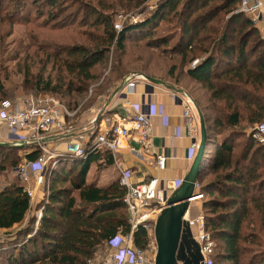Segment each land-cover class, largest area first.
I'll use <instances>...</instances> for the list:
<instances>
[{
	"label": "trees",
	"instance_id": "16d2710c",
	"mask_svg": "<svg viewBox=\"0 0 264 264\" xmlns=\"http://www.w3.org/2000/svg\"><path fill=\"white\" fill-rule=\"evenodd\" d=\"M4 1L13 3L11 9L2 4ZM44 1L48 11L59 4L58 0ZM89 1L92 4L73 1L76 6L72 12L53 24L59 29L69 27L86 41L53 48L51 44L46 47L47 51L42 50V61L45 65L50 63L55 74L37 75L33 88L56 97L73 110L76 105L70 99L84 94L89 84L98 81L101 72H95V66L102 61L111 44L117 50L123 49L124 40L129 36L138 41L147 39L143 45L149 49L163 46L158 49L161 54L170 61L176 59L190 82L203 85L204 102L176 81L173 64L168 68L169 78L165 79L142 70H128V63L116 60L109 65L95 93L97 96L111 93L120 84L124 85L132 74L140 73L176 85L191 97L202 115L206 132L196 176L201 193L199 211L204 230L212 240L222 243L216 260L211 254L212 264H264V253L259 254L253 248L264 247V144L250 133L252 126L264 119V39L255 21L236 9L238 0H217L219 3L214 6L211 3L216 0H156L147 15L115 31L112 26L114 12L117 9L129 11L146 0ZM17 6L25 5L17 0L0 1V19L8 12L12 22L11 13ZM81 10L87 11L86 16L77 19L76 13ZM35 14L39 15V11ZM50 17L52 13L47 12L46 18ZM164 21L176 25L173 36H165L172 31L154 35ZM238 33L240 36L235 38ZM252 35L255 39L247 46ZM173 38L174 43L167 47ZM193 60L195 63L190 66ZM2 90L0 81V95ZM4 99L0 98V102ZM248 127L251 128L249 133L242 131ZM222 133L225 134L220 139L218 135ZM28 148L24 146V150ZM19 149L22 147L0 145V172L5 169L6 162L16 164L11 155ZM27 152L28 159L37 155V150ZM100 155L105 164L111 163L110 153L101 150H94L83 158H71L74 162H61L65 169L73 163L72 169L61 176L70 177L78 169V181H69L68 188H55L51 182L35 232L23 241L18 232L8 240L7 250L0 249L5 264H85L96 256L101 244L105 248L114 235L130 232L122 202L124 190L118 182L105 188L84 185L89 163ZM59 164L56 162L53 166L52 175L59 173ZM207 172L213 175L212 179L201 183ZM28 200L20 184L0 185V229H8L22 220ZM131 239L135 248H143L147 231L138 226L131 231ZM14 241L18 245L13 249L11 243Z\"/></svg>",
	"mask_w": 264,
	"mask_h": 264
},
{
	"label": "built area",
	"instance_id": "2783aa9c",
	"mask_svg": "<svg viewBox=\"0 0 264 264\" xmlns=\"http://www.w3.org/2000/svg\"><path fill=\"white\" fill-rule=\"evenodd\" d=\"M238 1V10L249 15L253 20H259L264 26L263 0ZM137 19L138 17L126 19L125 16L119 15L117 20L113 21V29L119 31L124 23L127 21V23H135ZM138 80L145 79L140 73L132 74L124 84L127 91H131L135 81ZM172 96L176 97L175 94ZM182 100L184 99L180 97V103L183 104L181 112L183 127L190 139V150L195 151L198 144V126L194 121L191 106L188 105L189 101L183 103ZM155 113L151 105H146L143 109L138 103L126 101L120 112H112L100 119L101 127L97 126L89 139L83 141L69 139L64 145V151L61 152L50 148L48 143L58 134L72 135L73 125L65 122L72 111H69L56 97L41 94L24 100L20 108L17 107L14 110L1 108L0 128H4L13 138V144L22 143L24 146H29V150H37L34 159H22L14 170L20 183L28 182L31 173H35V182L40 183L47 167H53L62 156L83 158L94 150L109 151L113 155L132 136L137 144L147 151L151 147L153 134L150 117ZM92 124L95 127L96 122L92 121ZM251 136L264 143V119L254 125ZM154 159L156 168L164 169L166 156L159 153L155 154ZM113 163L118 172V185L124 190L122 202L127 212L130 232L111 237L105 245L104 254L86 261L85 264H153L156 250L153 234L146 248H135L132 244L131 231L137 226H142L147 233L152 231L153 221L165 205V201L158 198L160 179L150 177L146 181L132 182L130 171L118 160L113 159ZM179 182L180 180H177L175 186ZM195 193L187 199L188 202L193 197L196 200L201 198V193ZM187 211L188 207L181 221L189 229L190 236L197 245L200 254L199 263L212 264L213 240L204 230L202 215L197 213L189 216Z\"/></svg>",
	"mask_w": 264,
	"mask_h": 264
},
{
	"label": "rangeland",
	"instance_id": "374dc122",
	"mask_svg": "<svg viewBox=\"0 0 264 264\" xmlns=\"http://www.w3.org/2000/svg\"><path fill=\"white\" fill-rule=\"evenodd\" d=\"M17 1L21 4L23 3L25 6L15 7L16 10L11 13V16L14 18V20L12 22L9 21L11 20V17L7 15L8 12L3 16L2 20L0 19V81L3 84V93L0 95V98H5L0 102V109L5 108L8 110H14L17 107L20 108L22 107V103L24 100L34 98L37 95H41V93L35 91L32 84L37 78V75L45 77V75L50 72V74L54 76L55 71L53 69H50V63H47L45 65L44 61H42L44 60V51L42 50L47 51L48 49L46 47L51 44H53V48L54 46L79 44L83 43L82 41H86V38L84 36L75 34L74 31H72L69 27L59 29V26L53 25L57 24L62 18H64L66 14L72 12V9L76 6V2L73 3V1L76 0H73L72 2L68 0H58L59 6H55V9H51L52 11H48L47 6L44 5V0ZM81 1L83 3L90 2L89 0ZM101 1L106 2L105 0ZM155 1L156 0H146L144 3L139 4L136 8L129 11H122V9H117L118 11L116 10V12H114L113 21H116L119 15L125 16L126 19L138 17V21L144 15H147L150 10H152ZM218 3L219 1L216 0L215 2L211 3V6H214V4ZM2 4H6L9 9H11L13 3L4 1ZM67 4H70V6H66ZM236 9L238 10V6ZM37 11H39V15L35 14ZM47 12H51L52 17L46 18ZM77 12L78 13L76 14L78 19L81 16L85 17V12L87 11L81 10ZM254 24L255 26L258 25L257 22H254ZM230 27H232V25ZM176 28V25H173V23H167L164 21L160 23L154 35L157 36L172 31L171 34L165 36H173L175 34L174 31L177 30ZM239 36L240 34L238 33L235 34L234 37L238 38ZM254 39L255 36L252 35L249 39L250 41H248L247 43V46H250ZM144 40L146 41L147 39ZM144 40L138 41V39H134L128 36V38L124 40L123 49L117 50L115 46L111 44L107 52L103 54L102 61L100 63L98 62L95 66V72H101L98 81L89 84L87 87V91H85L84 94H81L78 97L74 96V98L70 99L71 103L73 100L76 108L73 110H69L67 108L69 111H72V114L67 117V121L65 122L73 125L75 134L78 133L81 128L88 129L91 127L94 118L91 120H87L85 112L93 106V103L97 98L95 87L97 86V84L101 83L103 77L107 74L109 65L115 63L116 60L121 62L123 61V63H128V70H142L150 75H156L157 77L165 79L169 78L168 68L173 64V74L176 75V81H178V83L182 85V87L186 88L190 93L193 92L194 97H196L197 95V98L204 102L205 89H203V85H196L190 82L184 75V72L181 69L182 67L177 64L176 59L170 61L167 59L166 55L161 54L158 49L161 50V48H164L163 46H160L157 50L149 49L147 47H144ZM174 41L175 39L173 38L171 42L168 43L167 47H170L174 43ZM194 63L195 60L191 61L189 65L191 66ZM173 74L170 76H173ZM194 117L196 119V123L198 124V117L196 116L195 112ZM213 138L218 139L219 137ZM20 157L21 155L17 151L11 155V159L15 160L16 164L8 165L6 162L5 169L0 172V181L7 183H20L14 170L15 166L21 161ZM76 174L77 171L72 174L73 177L69 179V181L77 182L78 178ZM212 177L213 175L207 172V174L202 177L201 183L210 181ZM196 192L200 194V191L196 190ZM200 202L201 198L199 200H196V198L193 197L191 199V202L188 203V209L191 216L195 215L197 212L202 214L199 211ZM150 236L152 238V231L147 233L146 244L143 248H146L147 245L150 244ZM19 238L21 239V237ZM11 245V248L14 249L15 245H18L17 241L12 242ZM221 248V241L218 239H214L211 252L214 260L217 259V254L221 252ZM253 248L259 254L264 253V247ZM7 249L8 248H6L5 250ZM102 254H104L103 244L98 247L96 256H100ZM196 260H198V257L196 258ZM194 263L195 262L193 261L191 264ZM0 264H5V261L2 258L1 254ZM178 264L181 263L179 262Z\"/></svg>",
	"mask_w": 264,
	"mask_h": 264
},
{
	"label": "crops",
	"instance_id": "0c3cea01",
	"mask_svg": "<svg viewBox=\"0 0 264 264\" xmlns=\"http://www.w3.org/2000/svg\"><path fill=\"white\" fill-rule=\"evenodd\" d=\"M257 23L258 27H256L259 34L264 39V26H262L260 21ZM170 84L164 83L163 86L151 84L145 80H138L135 81L134 87L131 91H127L125 85H122L113 96H111L112 92L103 93L97 96L93 106L85 112L87 120L95 118L98 112H103L102 117L115 111L120 112L126 101L130 103H138L143 109L146 105H151L156 111V113L150 117L153 134L151 137V147L147 151L143 150L137 144L134 136H132L125 141L124 146L114 152L113 155L110 154L111 163L105 164L101 155L98 157L99 159L91 161L84 175V185L105 188L109 184L117 182L118 172L113 163L114 159L118 160L123 167H126L130 171V180L132 182L146 181L150 177L159 178L158 198L164 201L168 198V196L176 188V181L182 180L185 176L195 155V151L190 150V139L185 134L183 127V117L181 115L183 104L182 102L180 103V97L184 99L182 100L183 103L184 101H189L188 105L191 106L193 117L194 112L197 116L196 110L193 106L194 102L191 97H189V95H187L182 88L179 89L180 87ZM172 94H175L176 97H173ZM102 117L99 115L95 127L92 124L93 126L91 125L88 129L81 128V130H79L76 134L74 133V130L71 135L73 136L72 139L80 141L89 139L91 137V133H93L96 127H101L102 122H100V119ZM194 121H196L195 117ZM250 129L251 128L248 127L242 131L249 133ZM224 134L225 133L218 135L220 136V139ZM67 136L69 135H56V137L48 143L50 148H55L61 152L64 151V145L68 141ZM0 143H8L15 146V144H13V138L4 128H0ZM27 151L30 150H24V145L22 146V149L17 150V152L21 155V160L28 159L25 156L26 153H28ZM159 153L166 156L165 166L162 170H158L155 166L154 156ZM67 158L68 157L62 156L58 159L57 163L60 162V164L57 171L59 173L52 175L51 171L53 167L47 168L40 183L35 182V173L30 174L28 182L18 183L27 191L29 196L28 208L20 222L14 224L8 229H0V249L7 248L9 246L8 240L14 238V235L18 232L21 233L22 241L30 237L35 232L38 220L43 213V206H45L44 204L47 202L48 189L51 182H53L55 188L69 187V179H71L73 175L71 174L70 177L65 176L64 178L61 176V174L64 176V171L68 172L72 169L73 163L69 165L68 169H65L64 166L61 165L62 161H73V159ZM5 183L7 182L1 181L0 185H4ZM198 186L199 185L196 180L194 192L199 190ZM187 212V214L191 216L189 209Z\"/></svg>",
	"mask_w": 264,
	"mask_h": 264
},
{
	"label": "water",
	"instance_id": "95a60500",
	"mask_svg": "<svg viewBox=\"0 0 264 264\" xmlns=\"http://www.w3.org/2000/svg\"><path fill=\"white\" fill-rule=\"evenodd\" d=\"M143 77L148 83L164 86V83L158 79L145 75H143ZM120 87L121 84L112 91L111 96H113ZM193 106L198 117V144L188 171L183 179L180 180L179 184H176L177 186L173 192L166 198L165 205L161 208L154 220L152 234L156 250L153 264H177V262L181 264H191L186 255L188 251L187 248L185 247V251L181 248L182 245L186 246L187 239L191 238L189 229L185 226L184 222L181 221V217L187 210L189 203L187 199L196 194L194 192L196 176L206 140L202 115L194 103ZM99 115L100 112H98L94 118V122L97 121ZM0 145L9 144L0 143ZM15 146L22 147L23 144L19 143ZM199 259L200 257L198 260ZM198 260L194 264H202L201 262L199 263Z\"/></svg>",
	"mask_w": 264,
	"mask_h": 264
},
{
	"label": "flooded vegetation",
	"instance_id": "af4514ba",
	"mask_svg": "<svg viewBox=\"0 0 264 264\" xmlns=\"http://www.w3.org/2000/svg\"><path fill=\"white\" fill-rule=\"evenodd\" d=\"M185 247L187 248V257H188V260L190 263H192L193 261L196 262V258L200 257V254H199V251H198V248H197V245L195 244V242L191 239V238H188L187 239V245H182V250L185 251ZM200 260V259H199ZM198 260V262H199Z\"/></svg>",
	"mask_w": 264,
	"mask_h": 264
},
{
	"label": "bare ground",
	"instance_id": "6f19581e",
	"mask_svg": "<svg viewBox=\"0 0 264 264\" xmlns=\"http://www.w3.org/2000/svg\"><path fill=\"white\" fill-rule=\"evenodd\" d=\"M251 19H252V18H251ZM252 20H253V19H252ZM253 21H255V22H259V20H253ZM121 28H122V27H121ZM197 126H198V124H197ZM198 130H199V129H198ZM68 135H69V133H68ZM67 137H68V140L73 138V136H71V135H69V136H67ZM108 152H109V151H108ZM109 153H110V152H109ZM194 190H195V187H194ZM137 227H138V226H137ZM137 227H136V228H137ZM136 228H134V229H136ZM134 229H133V230H134Z\"/></svg>",
	"mask_w": 264,
	"mask_h": 264
}]
</instances>
